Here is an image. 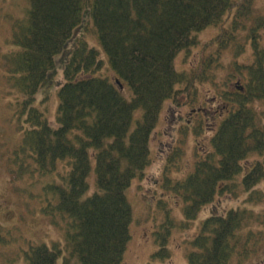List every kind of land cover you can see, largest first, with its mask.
I'll return each instance as SVG.
<instances>
[{"label": "trees", "instance_id": "16d2710c", "mask_svg": "<svg viewBox=\"0 0 264 264\" xmlns=\"http://www.w3.org/2000/svg\"><path fill=\"white\" fill-rule=\"evenodd\" d=\"M27 1L26 18L15 20L7 42L12 49L1 56L6 78L18 92L15 113L23 130L11 166L17 179V174L49 175L58 163L67 162L62 182L48 186L54 199L45 212L52 218H70L66 242L31 244L27 264H124L134 222L127 191L152 162L150 140L164 105L168 100L179 106L194 104L199 85L213 76L214 62L237 37L245 43L253 40L256 50L254 63L239 65L241 73L247 71L245 90L216 93L218 101L234 106L213 136L212 152L199 158L184 179L169 175V164L177 160L170 153L164 188L182 200L185 217L193 220L219 194L233 191L230 182L242 174L243 160L264 153V124L249 106L264 103V47L256 42L264 16L251 20L258 11L248 4L253 0ZM85 21L101 48L79 41L63 59L54 127L38 94L54 82L58 58ZM211 26L223 29L208 44L217 45L216 50L204 54L203 49L189 73L179 72L178 55L184 50L190 54L200 45L199 33ZM240 41L241 49L245 44ZM254 165L243 176L248 190L264 178V161ZM93 171L96 189L91 193ZM160 203L166 211L165 221L153 232L158 247L154 264L171 258L168 244L176 227L171 209H165L169 202ZM250 216L246 210L231 209L208 217L190 242L189 264H230L237 232Z\"/></svg>", "mask_w": 264, "mask_h": 264}, {"label": "rangeland", "instance_id": "374dc122", "mask_svg": "<svg viewBox=\"0 0 264 264\" xmlns=\"http://www.w3.org/2000/svg\"><path fill=\"white\" fill-rule=\"evenodd\" d=\"M235 1L242 2V0ZM248 4L259 11L251 15V20L264 16V0H253ZM28 10L27 0H0V264H27L26 252L33 243L52 245L54 242H63L64 244L70 222L68 216L64 218L57 215V218H52L45 212L49 200L54 199L48 186L62 182V176L66 174L68 168L67 162L58 163L57 170L49 175L29 173L20 177L17 174V179L14 176V167L9 165L15 151L20 147L23 130L18 126L15 113L18 92L6 78L7 72L1 56L12 49L7 42L12 39V26L15 20L26 18ZM87 18L89 16H86V20ZM259 31L256 42L263 48L264 26ZM222 32L220 26H211L199 33L200 45L192 48L190 54L187 50L182 51L175 60L176 69L181 73H189L197 65L203 49H206L204 54L216 50L217 45L212 47L208 44H211ZM83 40L88 41L91 46L101 48L89 21H85V25L76 31L66 54L58 58L54 82L43 87L38 94V101L45 102L41 109L54 127H58L57 91L63 82V59H67L74 43ZM239 41L245 44L244 48L240 49ZM250 41L245 43L241 37H237L234 46L222 50L219 61L214 62L213 76L210 75L208 81L199 85L194 104L184 103L179 106L172 100L165 103L150 140L152 162L146 168L144 177L135 179L127 191L133 206L134 222L133 239L125 254L124 264L153 263L152 255L158 249L153 232L165 221L166 210H162L163 205L160 200L169 202L168 206L165 205V209H171L176 227L173 228L168 244L172 253L171 258L155 264H189L188 253L192 250L190 242L199 234L204 221L212 215H224L231 209L246 210L251 216L243 231L237 232V249L230 264H264V178L251 190L243 185V176L257 161H264V153H253L243 160L242 174L230 182L233 191L219 194L193 220L185 217L182 200L173 192H169V189L164 188V176L170 153L174 152L173 154L176 155L170 158L177 156V160L169 164L171 167L169 175L174 179H184L194 169L199 158L212 152L213 136L221 120L227 116L225 114L221 118H216L214 110L219 103L215 95L220 89L229 92L232 89L230 85L238 79L246 84L247 71L243 70L241 73L242 69H239V65L246 66L255 62L256 50L252 44L253 40ZM204 54L202 52L201 56L203 57ZM112 78L114 79V76ZM249 106H254L253 109L260 114L264 124V103L258 101ZM200 108L212 112L204 117L203 114H199L192 120L193 109ZM189 120L192 121V125L190 130H187L186 123ZM89 182L90 192L93 193L96 189L94 171Z\"/></svg>", "mask_w": 264, "mask_h": 264}, {"label": "flooded vegetation", "instance_id": "af4514ba", "mask_svg": "<svg viewBox=\"0 0 264 264\" xmlns=\"http://www.w3.org/2000/svg\"><path fill=\"white\" fill-rule=\"evenodd\" d=\"M229 107L227 105L226 106H223L221 104H217V107H216V110L214 111V113L216 114V117H219L220 116V113L224 114L226 112V110H228ZM212 110L208 111V113H211Z\"/></svg>", "mask_w": 264, "mask_h": 264}, {"label": "water", "instance_id": "95a60500", "mask_svg": "<svg viewBox=\"0 0 264 264\" xmlns=\"http://www.w3.org/2000/svg\"><path fill=\"white\" fill-rule=\"evenodd\" d=\"M119 82V81H118ZM120 84V83H119ZM121 85V84H120ZM123 86L121 85V88H122ZM237 88L239 89V90H243V87L242 86H240V83H238L237 84Z\"/></svg>", "mask_w": 264, "mask_h": 264}]
</instances>
